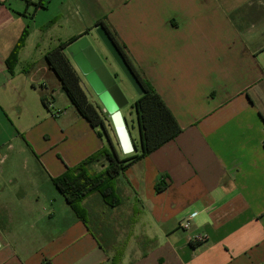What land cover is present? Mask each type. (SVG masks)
Wrapping results in <instances>:
<instances>
[{"label":"crops","instance_id":"crops-1","mask_svg":"<svg viewBox=\"0 0 264 264\" xmlns=\"http://www.w3.org/2000/svg\"><path fill=\"white\" fill-rule=\"evenodd\" d=\"M253 5L264 0H0V264H112L124 233L121 264H264V65L247 43L264 16L242 28L230 18ZM40 12L52 15L50 35L39 33ZM98 21L182 133L118 177L121 205L99 194L84 201L89 230L51 180L108 141L73 105L67 117L55 115L63 88L46 55L88 29L107 53ZM26 30L10 72L6 61ZM133 105L127 121L139 143ZM29 165L44 181H18L15 171Z\"/></svg>","mask_w":264,"mask_h":264},{"label":"trees","instance_id":"trees-1","mask_svg":"<svg viewBox=\"0 0 264 264\" xmlns=\"http://www.w3.org/2000/svg\"><path fill=\"white\" fill-rule=\"evenodd\" d=\"M40 6H42L41 2L36 4V8ZM254 16L263 17L264 7L258 8L253 5L252 7L242 8L232 13L230 18L234 21L240 18L245 22L247 17L250 21H253ZM98 26L105 27L145 90L144 95L138 97L134 103L135 106L133 105L134 110H137L141 140L139 143L133 140L135 151L131 155L125 158L120 157L110 133V127L113 125L108 114L103 112L102 107L96 106L90 101L82 86V78L66 53L70 44L88 35L91 29L67 42L60 43L46 55L49 68L59 79L64 92L79 115L88 121L94 129L98 130L101 137L105 136L108 141L107 146L83 160L79 165L73 168L68 167L62 175L53 178L55 187L89 230L90 219L88 210L83 204L84 201L93 194H99L109 207L114 208L121 205L122 198L117 188L118 177L134 163L144 159L182 133V127L162 96L144 76L125 45L111 30V27L105 21H98L95 27ZM238 27L242 28L240 24ZM27 33V30L23 33L6 61L10 72H13L18 62V54L25 44ZM42 101L45 107L51 110L52 101L46 95L42 97ZM98 163L101 164V167L95 169L94 165ZM157 190L162 189L157 187ZM124 254L125 248L118 247L111 257L112 264H121Z\"/></svg>","mask_w":264,"mask_h":264},{"label":"water","instance_id":"water-1","mask_svg":"<svg viewBox=\"0 0 264 264\" xmlns=\"http://www.w3.org/2000/svg\"><path fill=\"white\" fill-rule=\"evenodd\" d=\"M95 32L106 48L109 57L132 85L138 97L144 95L145 90L139 78L105 27L98 26ZM67 52L97 95L103 107V112L108 114L121 149L125 154L133 153L135 151L134 142L128 128V121L122 112V109L128 105L129 101L118 85L116 77L111 73L98 51L91 44L88 35L70 44L67 47Z\"/></svg>","mask_w":264,"mask_h":264},{"label":"rangeland","instance_id":"rangeland-1","mask_svg":"<svg viewBox=\"0 0 264 264\" xmlns=\"http://www.w3.org/2000/svg\"><path fill=\"white\" fill-rule=\"evenodd\" d=\"M35 7H34V5H32L31 11H30L31 14L34 13ZM247 11H248V9L246 10V12ZM51 16L52 15L45 14V12H40L37 14V26L38 27L46 26L45 28L41 29L39 33L42 32L45 35H50L54 31V28H52L51 25L47 26V24H48L47 22H49ZM246 19L247 20L245 22L242 21L240 18L238 19V23L240 24V26H246L247 24H249L251 22L248 17ZM88 38H89L91 44L98 51L99 55L102 57L104 63L109 68L111 73L113 74V71L119 72L118 67L114 64L113 60L109 57L108 53H103V50H102L103 48L100 45V43L98 41H96L93 37H91L90 35L88 36ZM247 43L249 46H251L253 48H257L255 50H257L261 53L260 61L264 65V24L257 25V27H255L251 33L247 34ZM106 57H108L109 59H106ZM116 81H117L118 85L120 86V88L122 89V91L124 92L125 96L127 97L128 101H129L128 105L122 109L123 115L125 116V118L127 120H129V118L131 116L130 113L133 112L131 109V106L138 99V95H137L136 91L134 90V88L132 87V85L125 78L124 75L121 74V76ZM82 86H83L84 90L86 91L90 101L93 102L96 106L102 107L97 95L92 90V88L90 87V85L88 84V82L85 80V78L83 76H82ZM55 97H56L57 102L54 105V111L56 113L57 112H63L64 113L66 110L67 115H65L64 117H67L70 113H74L72 106H71L73 104H71V102H70L69 98L67 97L66 93L64 92V90L59 89L55 93ZM135 115H136V113L134 111V113H132V116L135 117ZM58 116H59V114H58ZM128 128L130 129L129 124H128ZM110 133L116 141V134H115L113 126L110 127ZM103 138L106 139L105 136H103ZM115 145H116V148L118 149V151L120 152V148H119L120 146H118V143H116ZM131 154H128V155H131ZM79 164H77V165H79ZM77 165H75V166H77ZM75 166H70V168H73ZM8 167H9L8 165L3 166V168H4L3 170H5V172H6L5 174L11 172L8 169ZM35 167H36V165L33 168L31 167V165H29V168H26L25 166H21V169H17L15 172H16V176L18 177V181H44L42 176L35 172ZM37 167L40 171V167L39 166H37ZM5 174L3 175L4 179L7 177V176L5 177ZM51 181H53V179ZM118 236H120V235H118ZM122 236L123 237L125 236V237H124V240L120 243L119 247H121L123 249L125 248V250H126V244L127 243L125 240H126L127 234L124 233V235H122Z\"/></svg>","mask_w":264,"mask_h":264},{"label":"built area","instance_id":"built-area-1","mask_svg":"<svg viewBox=\"0 0 264 264\" xmlns=\"http://www.w3.org/2000/svg\"><path fill=\"white\" fill-rule=\"evenodd\" d=\"M63 112H57L55 115L62 114ZM182 228L189 229L191 226L190 219L186 220L182 225ZM198 242H202L204 240L203 236H198L196 239ZM2 249V242L0 240V250Z\"/></svg>","mask_w":264,"mask_h":264},{"label":"flooded vegetation","instance_id":"flooded-vegetation-1","mask_svg":"<svg viewBox=\"0 0 264 264\" xmlns=\"http://www.w3.org/2000/svg\"><path fill=\"white\" fill-rule=\"evenodd\" d=\"M107 59V58H106ZM119 70V69H118ZM122 73L120 72V70H119V72L118 71H116V72H113V75L116 77V80L120 77V75H121ZM123 75V74H122Z\"/></svg>","mask_w":264,"mask_h":264},{"label":"bare ground","instance_id":"bare-ground-1","mask_svg":"<svg viewBox=\"0 0 264 264\" xmlns=\"http://www.w3.org/2000/svg\"><path fill=\"white\" fill-rule=\"evenodd\" d=\"M127 150V149H126Z\"/></svg>","mask_w":264,"mask_h":264}]
</instances>
